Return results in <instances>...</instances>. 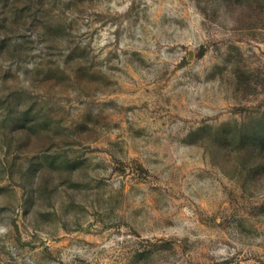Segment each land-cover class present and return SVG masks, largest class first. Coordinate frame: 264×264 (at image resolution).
<instances>
[{"label":"rangeland","instance_id":"obj_1","mask_svg":"<svg viewBox=\"0 0 264 264\" xmlns=\"http://www.w3.org/2000/svg\"><path fill=\"white\" fill-rule=\"evenodd\" d=\"M0 264H264V0H0Z\"/></svg>","mask_w":264,"mask_h":264}]
</instances>
